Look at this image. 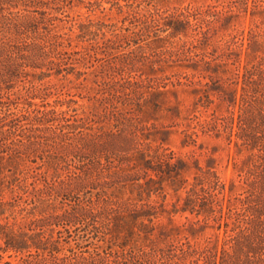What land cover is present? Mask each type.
Returning <instances> with one entry per match:
<instances>
[{
	"label": "trees",
	"instance_id": "obj_1",
	"mask_svg": "<svg viewBox=\"0 0 264 264\" xmlns=\"http://www.w3.org/2000/svg\"><path fill=\"white\" fill-rule=\"evenodd\" d=\"M247 3L231 0L222 15L154 8L118 26L70 21L73 0H0V264H264V26L240 52L233 39L207 52L215 26ZM253 10L264 15V0ZM174 68L184 71L176 82L158 76ZM86 76L99 87L81 98L87 106L59 100L65 86L54 78ZM170 86L204 87L225 110L199 127L234 147L238 181L221 180L216 150L204 168L165 146L168 127L148 126L149 111L187 120ZM186 226L194 238L214 234L194 244L181 238Z\"/></svg>",
	"mask_w": 264,
	"mask_h": 264
},
{
	"label": "rangeland",
	"instance_id": "obj_2",
	"mask_svg": "<svg viewBox=\"0 0 264 264\" xmlns=\"http://www.w3.org/2000/svg\"><path fill=\"white\" fill-rule=\"evenodd\" d=\"M231 0H73V4L70 10H68L69 20H80L84 21L87 18H90L94 21L104 22L108 25L117 24L118 26L122 25V20L127 14H133L134 12H146L153 11L154 8L160 9V12L166 16H172L174 14H193L196 10L200 11H211L216 13H224L228 10V4ZM254 0H248L247 3V12L246 13H237L235 12V18L232 20L231 25L225 26H215L212 30V39L211 45L207 47V52L209 54H214V50H217V54H220L225 46L227 41L232 39L237 43L236 50L240 52V44L243 42L246 48L248 43L247 38L251 28L254 27V24H263L264 26V15H258L253 17ZM222 15V14H221ZM63 18V16H60ZM67 19V18H66ZM72 24V23H71ZM70 23L66 25V29L71 26ZM64 30L68 32V30ZM191 33L190 31L188 32ZM180 38H184L183 35ZM175 42L178 43V38L175 39ZM75 45V42H74ZM162 45V44H161ZM244 48V49H245ZM99 59L103 58L98 56ZM106 64L104 61H97V74H99V66ZM88 73H91L93 69L84 70ZM153 73V72H152ZM158 73V76L166 75L168 78H172V82L177 81V77H173L175 74L184 73V71L179 68L167 69L166 74ZM156 73V74H157ZM190 73V72H188ZM84 78H87L89 81L84 82ZM73 82L69 81H59L58 78L53 79V83L57 84V87L63 89V94L60 96V101L69 102L70 100L78 101L79 105L87 106L88 103L86 99H81L82 97L90 96L93 93V88L99 89L98 86H95L91 83L95 78L93 76H86L81 78L79 81H76V78L70 77ZM181 81H185L181 78ZM86 84L87 88L79 89L80 84ZM205 83V81H204ZM203 83V84H204ZM169 89L178 91L177 95L179 96V101H181L182 109V118H186V121L174 120L171 118V114L165 110L158 112H147L144 116V120L148 122V126H155L159 129L162 127H168V130L172 133L170 136L167 135V142L165 146L170 148L178 155L183 157H192L200 159L201 165L205 168L207 165L208 155L212 154L214 150L217 151L213 157L215 158V164L219 177L225 183H229L232 180L238 181L237 174L234 170L235 163V149L233 146H228L227 142L224 139H216L212 134H203L200 130L199 125L204 121H207L211 118L212 115H221L225 113V110L217 107V101L214 104L207 103L204 99V87L198 86V89H203L201 91H193V88L185 87H169ZM69 94V95H68ZM57 97L49 99L51 104H54ZM171 103L170 105H178L173 96H170ZM214 100V98H213ZM36 103L40 104L41 101L37 100ZM68 105L66 104L63 107V110H68ZM78 107V106H75ZM81 113V110H79ZM188 126H190L188 128ZM196 135H195V134ZM192 135L193 140L197 143L192 144L188 147L184 146V142L189 141L186 136ZM114 196L118 198L127 199L130 197L129 192L126 191H115L113 192ZM171 198V197H170ZM177 226H182L185 224L186 220L184 217H174L173 218ZM169 218L165 215L160 218L159 224H162L164 227L169 226ZM188 226H186V229ZM214 232L208 230L205 233H197L194 238L190 233L189 229L181 234V238L188 236L189 239L194 244L204 245L206 239L213 236ZM89 243H95L94 240H90ZM93 246V245H92ZM102 246L103 243L98 242L97 247ZM6 261H11L13 264H17L15 258H9L5 256ZM1 262V261H0Z\"/></svg>",
	"mask_w": 264,
	"mask_h": 264
}]
</instances>
